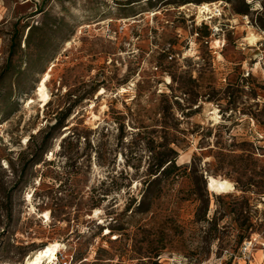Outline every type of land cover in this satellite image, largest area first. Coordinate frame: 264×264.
I'll list each match as a JSON object with an SVG mask.
<instances>
[{
    "label": "rangeland",
    "instance_id": "rangeland-1",
    "mask_svg": "<svg viewBox=\"0 0 264 264\" xmlns=\"http://www.w3.org/2000/svg\"><path fill=\"white\" fill-rule=\"evenodd\" d=\"M251 235L264 0H0V264H243Z\"/></svg>",
    "mask_w": 264,
    "mask_h": 264
},
{
    "label": "bare ground",
    "instance_id": "bare-ground-1",
    "mask_svg": "<svg viewBox=\"0 0 264 264\" xmlns=\"http://www.w3.org/2000/svg\"><path fill=\"white\" fill-rule=\"evenodd\" d=\"M197 6L194 4H188L185 6H181L180 9H185V8L196 9V8H198V14H199L198 15L199 17L197 16L198 18H200L201 14H203L204 12L212 13L207 8L208 4L207 5L203 4L202 6H199V7H197ZM153 15H156V14H153ZM243 40L246 41L247 39L244 38ZM66 45L69 46L70 42H66ZM53 67H54V64L51 63L49 65L47 71L43 74L42 78L39 80V82L37 84V88L35 90V95L37 96L38 101L42 105L43 108L47 105L46 103L50 99L49 93L47 91V83L49 82V80L51 78L50 74L53 70ZM34 102L35 101L33 99H27V108L30 109L31 105L34 104ZM44 104H46V105H44ZM26 142H27V140L24 141V143H26ZM218 188L222 194H228V193L234 191L232 183H229V184L218 183ZM59 249H60V247L58 245H53L50 247L39 249L34 254H32L31 257L28 258L27 264H46V263L50 264L55 259L56 253L58 252Z\"/></svg>",
    "mask_w": 264,
    "mask_h": 264
},
{
    "label": "built area",
    "instance_id": "built-area-1",
    "mask_svg": "<svg viewBox=\"0 0 264 264\" xmlns=\"http://www.w3.org/2000/svg\"><path fill=\"white\" fill-rule=\"evenodd\" d=\"M257 253H259L260 258L258 264H264V241L260 242L259 237L251 235L243 240V242L238 247L236 255L233 257L235 259L242 260L243 264H251L255 261V255ZM219 264L223 263L219 262Z\"/></svg>",
    "mask_w": 264,
    "mask_h": 264
},
{
    "label": "trees",
    "instance_id": "trees-1",
    "mask_svg": "<svg viewBox=\"0 0 264 264\" xmlns=\"http://www.w3.org/2000/svg\"><path fill=\"white\" fill-rule=\"evenodd\" d=\"M61 122L58 124V126H61ZM56 126V125H55ZM173 167H175L174 166V161H172V160H166V161H162V162H160L159 164H158V166H157V168H163L162 169V171H161V173L160 174H169V173H171V171H170V169L172 168L173 169ZM159 174V175H160ZM239 215V219L242 217V212L241 213H239L238 214ZM241 225H246V227H250V223L247 221V219H242V221H241ZM248 238V237H247ZM244 239H246V238H244ZM243 239V240H244ZM243 240L240 242V244L243 242ZM240 244H239V246H240ZM238 246V247H239ZM238 250V249H237Z\"/></svg>",
    "mask_w": 264,
    "mask_h": 264
}]
</instances>
